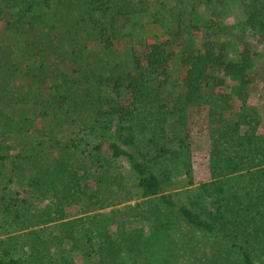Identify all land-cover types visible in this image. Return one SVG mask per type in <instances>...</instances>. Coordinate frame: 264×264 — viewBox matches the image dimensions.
<instances>
[{
    "label": "rangeland",
    "instance_id": "374dc122",
    "mask_svg": "<svg viewBox=\"0 0 264 264\" xmlns=\"http://www.w3.org/2000/svg\"><path fill=\"white\" fill-rule=\"evenodd\" d=\"M146 1L148 12L132 24L133 35H127L122 25L125 31L116 33L119 40L122 37L119 48L105 56L99 55L98 49L83 59L70 56L80 47L70 36L62 39V22L65 18L75 21V15L82 14L78 10L65 11L72 15L66 17L60 7L62 12L53 19L48 16L46 23L37 20L34 27L17 26L13 32L0 22V48L11 45L13 50L22 49L25 61L44 49L49 72L45 83L35 82L33 101L3 106L2 145L10 149L0 173V258L25 264H243L237 249L193 230L159 198L142 199L125 161L112 160L108 151L107 143L116 137L118 125L98 116V108H94L99 96L108 97L97 85L96 75L111 72L120 62L125 65V49L136 46L137 40L163 36L162 20L171 21L176 28V20L190 17L193 6L203 15L214 12L202 0ZM226 4L232 24L229 32L240 35L245 11L239 0H227ZM2 6L10 10L9 4ZM4 20L12 22L13 13L7 11ZM39 35L46 43L42 41L38 49L34 46ZM202 36L204 32L195 36L198 45ZM177 66L173 65L168 87L156 89L152 99L146 100L140 118L149 131L143 136L136 128L138 149L145 153L149 147L157 150L150 157L151 165L163 180L166 194H176L177 200L206 220L219 208L233 220L243 213L256 187L246 172L230 176L213 172L208 126L220 103L207 92L201 102L185 106L176 84L185 70ZM249 105L260 120L257 132L264 134V98L254 93ZM44 109L52 115L41 118ZM151 113L154 115H148ZM55 115L60 121L53 119ZM182 116L191 129L185 146L180 140L188 135L180 124ZM160 128L165 129L164 135ZM246 130L248 127H243L242 132ZM99 145L105 168L92 152ZM162 148L165 153L160 152ZM65 170H76L84 177L81 183L89 186L84 195L72 196L69 201L55 196L68 181ZM45 171L51 173V181L35 186L34 180L39 182ZM102 174L110 178H102Z\"/></svg>",
    "mask_w": 264,
    "mask_h": 264
},
{
    "label": "trees",
    "instance_id": "16d2710c",
    "mask_svg": "<svg viewBox=\"0 0 264 264\" xmlns=\"http://www.w3.org/2000/svg\"><path fill=\"white\" fill-rule=\"evenodd\" d=\"M202 1L214 9L213 14L207 12L203 15L198 6H193L190 17L176 20V28L171 21L162 20L163 36L137 40L136 46L125 49V65L120 62L113 66V70L110 69L111 72L97 74L96 83L106 90L108 97L99 96V106L94 105V108H98V116L118 125L116 137L108 141L107 148L112 160L125 161L142 199L159 198L168 211L178 214L193 230L209 239H221L237 249L243 264H264V134L257 132L260 120L249 105L254 93L264 98V47L261 46L264 41V0H239L246 19L242 33L233 36L229 32L232 24L228 18L230 6L226 4L227 0ZM3 3L9 4L10 10H5ZM0 7V22L7 26L6 31L11 32L17 26L34 27L37 20L46 23L48 16L53 19L58 16V11L62 12L60 7H63L66 17L72 15H66L65 11H81L82 14L75 15V21L64 19L68 22H62V39L73 38L72 42L77 43L80 51L70 53V56L82 59L93 55L97 49L101 56L113 53L122 39L120 37L119 40L116 35L123 30L122 25L126 27L127 35H133L132 24L139 23L143 14L148 12L146 0H0ZM7 11L13 13L12 22L4 20ZM153 19L155 23L161 21L155 15ZM203 32L198 45L195 36ZM250 33L254 36H249ZM42 41L46 43L39 35L34 47H40ZM22 52L18 48L13 50L11 45L0 48V120L4 115V105L30 103L35 97V82L43 84L48 79L47 52L41 49L28 61L24 60ZM175 63L185 70L176 82L182 91L185 106L201 102L207 92L220 103L208 126L213 142V172L222 176L246 172L249 181L256 187L243 213L233 220L226 217L222 208L216 209V214L206 220L177 200L176 194H166L163 180L151 165L150 157L157 150L149 147L145 153L138 149L136 128L139 127L143 136L149 131L140 118L148 105L146 100L152 99L151 94L156 89L165 90L168 87ZM51 115V110L40 112L41 118ZM52 117L59 120V116ZM180 124L188 133L180 139L181 145L185 146L191 129L185 116L180 118ZM243 127H248L245 133L242 132ZM160 132L164 135L165 129L160 128ZM151 134L154 135V131ZM2 139L0 124V173L9 160L6 154L10 149L9 145H2ZM185 150L188 151V148ZM92 152L98 162H102L101 167L105 168L102 146H95ZM160 152L166 151L162 148ZM64 173L68 181L65 180L62 188L59 185L61 194L57 192L55 196L69 201L72 196L84 195L89 189L88 185L81 183L84 177L76 170H65ZM49 178H52L51 173L45 171L39 176V182L34 180L33 184L37 186L40 181L47 183L51 181ZM112 179L115 177L112 176ZM97 188L100 192L101 188ZM0 264L25 263L2 257Z\"/></svg>",
    "mask_w": 264,
    "mask_h": 264
}]
</instances>
